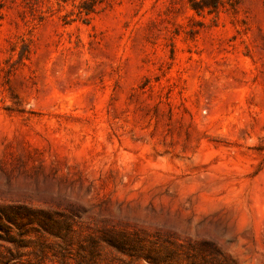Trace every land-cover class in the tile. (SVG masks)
Segmentation results:
<instances>
[{
	"label": "rangeland",
	"instance_id": "374dc122",
	"mask_svg": "<svg viewBox=\"0 0 264 264\" xmlns=\"http://www.w3.org/2000/svg\"><path fill=\"white\" fill-rule=\"evenodd\" d=\"M2 211L0 264H264V0H0Z\"/></svg>",
	"mask_w": 264,
	"mask_h": 264
},
{
	"label": "trees",
	"instance_id": "16d2710c",
	"mask_svg": "<svg viewBox=\"0 0 264 264\" xmlns=\"http://www.w3.org/2000/svg\"><path fill=\"white\" fill-rule=\"evenodd\" d=\"M3 220L5 222H3ZM0 231H4L6 234H10V228L7 225V223L10 224H14L17 228H19V224L17 221H15V219L13 218V216L5 213V212H0ZM7 222V223H6ZM18 234H20V232H18ZM2 237L1 233H0V238Z\"/></svg>",
	"mask_w": 264,
	"mask_h": 264
}]
</instances>
